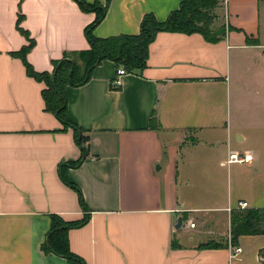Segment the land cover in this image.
I'll list each match as a JSON object with an SVG mask.
<instances>
[{"label": "crops", "instance_id": "crops-1", "mask_svg": "<svg viewBox=\"0 0 264 264\" xmlns=\"http://www.w3.org/2000/svg\"><path fill=\"white\" fill-rule=\"evenodd\" d=\"M181 1L110 0L93 34H137L146 13L165 20ZM223 7V38L161 31L147 66L125 74L119 88L111 60L86 84L68 87V116L83 130L87 157L65 175L89 212L68 238L86 264H264V234L241 235L237 244L230 234L239 202L264 208V148L244 144L243 131L252 120L256 137H264V2ZM19 14L34 40L28 61L52 72L65 53L90 48L85 29L96 13L75 0H0V264H67L42 244L52 214L86 216L59 168L77 161L81 148L75 130L45 109V84L12 54L29 43ZM153 112L158 129L150 125ZM231 151H250L253 160L229 164ZM234 246L242 250L234 254Z\"/></svg>", "mask_w": 264, "mask_h": 264}, {"label": "trees", "instance_id": "trees-1", "mask_svg": "<svg viewBox=\"0 0 264 264\" xmlns=\"http://www.w3.org/2000/svg\"><path fill=\"white\" fill-rule=\"evenodd\" d=\"M75 1L84 11L96 13L95 19L85 29L90 44L89 49L65 53L62 58L53 61L52 72L36 71L27 59V53L33 46L34 40L29 32L20 26L22 14H19L17 27L27 37L29 43L12 54L23 60L30 76L45 84L42 90L45 109L56 115L64 129L71 127L75 130V137L81 148V157L77 161L61 164L59 168L63 181L78 191L86 216L79 221H66L60 215L52 214L51 226L42 244V249L65 257L67 264H86L83 258L71 251L68 238V231L71 228L80 227L89 220L88 207L80 188L70 182L65 175L66 167H77L87 157V147L84 145L86 137L83 135V130L68 116V87L86 84L91 79L94 69L104 60H111L115 62L117 68L124 67L130 73L141 72L147 66L150 45L161 31L186 34L198 32L206 40L214 42L225 36L227 27L222 25L213 28L215 15L212 10L217 7L218 0H182L179 8L173 10L165 20L157 19L153 13H146L141 20L140 31L137 34L124 33L109 37H96L93 30L104 19L110 0H107L105 4L98 1L93 3L87 0ZM150 125L155 129L160 128L159 120L154 112ZM230 234L233 244H237L241 235L264 234V208L248 207L232 210ZM206 245L224 246L222 243L212 242ZM259 255L264 262V248L260 249Z\"/></svg>", "mask_w": 264, "mask_h": 264}, {"label": "built area", "instance_id": "built-area-1", "mask_svg": "<svg viewBox=\"0 0 264 264\" xmlns=\"http://www.w3.org/2000/svg\"><path fill=\"white\" fill-rule=\"evenodd\" d=\"M224 4L228 1V0H221ZM128 71H126V69L124 67H119L117 68L116 71V76L112 81V86L113 88H119L122 84V77L127 74ZM253 160V154L250 151H231L228 154V158H227V162L230 163H250ZM248 202L246 201H241L239 202L237 208H248ZM190 227L193 228L196 226L195 222L190 221ZM241 247L240 246H234V254H237L241 251Z\"/></svg>", "mask_w": 264, "mask_h": 264}, {"label": "rangeland", "instance_id": "rangeland-1", "mask_svg": "<svg viewBox=\"0 0 264 264\" xmlns=\"http://www.w3.org/2000/svg\"><path fill=\"white\" fill-rule=\"evenodd\" d=\"M263 2H264V0H263ZM223 6H224V3L221 0H218L217 7H221V9H222V8H224ZM217 7L212 10V13H214V15H215L213 28H215V26L216 27L220 26V24H219L220 21H219L218 14H217ZM261 19H262V21L264 19V10H261ZM248 64H250V62ZM247 76L251 77V73L248 72ZM249 92H252V91H246L247 97L250 96ZM245 107H246V109H248L247 112H251L250 109L252 107L248 106L247 104H246ZM243 123H244L243 124V131L249 137L248 138L249 139L248 142L244 143V144H249L250 147H254V148H261V149L264 148V137H258V138L256 137V135H255L256 132L253 130V122H252V120H245ZM254 137H256V140H255Z\"/></svg>", "mask_w": 264, "mask_h": 264}, {"label": "water", "instance_id": "water-1", "mask_svg": "<svg viewBox=\"0 0 264 264\" xmlns=\"http://www.w3.org/2000/svg\"><path fill=\"white\" fill-rule=\"evenodd\" d=\"M182 222H183L182 218H179L178 222L176 223V228H179L182 225Z\"/></svg>", "mask_w": 264, "mask_h": 264}]
</instances>
